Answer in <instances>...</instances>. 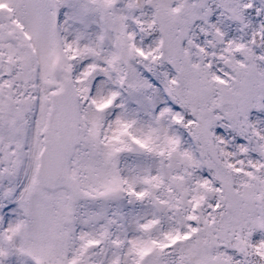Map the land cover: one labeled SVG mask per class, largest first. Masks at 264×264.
Here are the masks:
<instances>
[{
  "label": "snow or ice",
  "instance_id": "snow-or-ice-1",
  "mask_svg": "<svg viewBox=\"0 0 264 264\" xmlns=\"http://www.w3.org/2000/svg\"><path fill=\"white\" fill-rule=\"evenodd\" d=\"M0 264H264V0H0Z\"/></svg>",
  "mask_w": 264,
  "mask_h": 264
}]
</instances>
